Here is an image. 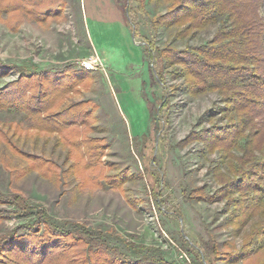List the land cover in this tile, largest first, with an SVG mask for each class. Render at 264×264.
I'll use <instances>...</instances> for the list:
<instances>
[{
  "label": "rangeland",
  "instance_id": "1",
  "mask_svg": "<svg viewBox=\"0 0 264 264\" xmlns=\"http://www.w3.org/2000/svg\"><path fill=\"white\" fill-rule=\"evenodd\" d=\"M47 2L46 19L31 0L22 2L27 12L0 8V89L13 102L0 108V189L42 205L58 224L101 230L110 245L148 264H200L179 247L180 236L201 245L208 233L217 241L216 264H264L261 209L238 218L225 196L182 193L196 185L213 192L221 185L215 172L229 173L233 155L243 154L244 137L212 147L190 137L228 124L219 91L190 93L177 64L145 51L149 40L157 48L205 43L220 22L176 36L188 19L154 24L173 0H143V8L135 0ZM146 165L167 183L161 196L150 191ZM19 221L2 217L0 235Z\"/></svg>",
  "mask_w": 264,
  "mask_h": 264
},
{
  "label": "trees",
  "instance_id": "2",
  "mask_svg": "<svg viewBox=\"0 0 264 264\" xmlns=\"http://www.w3.org/2000/svg\"><path fill=\"white\" fill-rule=\"evenodd\" d=\"M12 1L13 4L10 0H0V8L4 12H27L22 3L25 0ZM43 1L39 10L36 5L42 0H31L30 6L37 15L41 14L46 19L53 11L47 7L50 3ZM135 1L139 8H143V0ZM59 5L61 7L54 11L55 14L63 8L62 3ZM262 6L264 0H173L169 9L154 20V24H174L188 19V24L177 28L176 36H185L194 27L207 23L220 22L218 29L210 40L199 45L181 49L172 46L157 48L149 40V47L145 51L151 54L152 49H156L161 60L166 57L170 64H177V73L185 78L190 93L219 91L224 103L220 108L229 117L228 124L206 128L190 137L201 138L209 147L226 139L232 138L236 142L237 138L244 137L243 154L233 155L237 164L230 161V172L227 174L220 169L215 172L221 185L210 193H206L200 185L193 186L190 190L184 187V197L211 200L225 196L234 204L235 217L240 218V215L246 216L261 209V222L264 225ZM1 65L4 66L0 60V72L3 68ZM6 65L10 68L22 67L15 63ZM158 75L160 79L163 78L161 70ZM1 91L0 89V108L12 106L9 94H2ZM17 94H20L18 97L21 99L25 94L24 89ZM19 102L21 109L29 107L27 102L20 100L14 104ZM33 110L39 111L35 108ZM148 133L149 129L142 137L147 138ZM255 149H260V158L256 156ZM146 166L150 191L155 197L161 196L162 187L167 183L161 179L155 168ZM118 175L123 177V171ZM155 202L165 203V200L155 198ZM0 203L8 204L7 207L0 206V220L2 217H15L20 220L0 235V264H148L145 258L130 257L118 246L110 245L99 229H88L73 220H64L62 224H58L46 208L32 203L20 193L4 192L0 189ZM180 237L182 242L179 247L184 251L189 250L194 260H198L200 264H216V259L220 256L218 257L217 241L213 235L208 233L207 238L202 239L201 245H193L182 234ZM139 246L144 247L141 244ZM153 259L165 262L161 256H153Z\"/></svg>",
  "mask_w": 264,
  "mask_h": 264
},
{
  "label": "built area",
  "instance_id": "3",
  "mask_svg": "<svg viewBox=\"0 0 264 264\" xmlns=\"http://www.w3.org/2000/svg\"><path fill=\"white\" fill-rule=\"evenodd\" d=\"M92 59H93V58H92ZM83 63H84V65H86V66H87V65H90L89 60H88V61H85V60H84Z\"/></svg>",
  "mask_w": 264,
  "mask_h": 264
}]
</instances>
